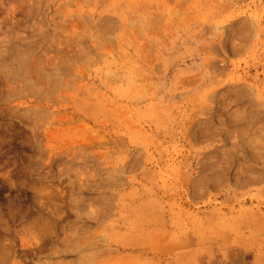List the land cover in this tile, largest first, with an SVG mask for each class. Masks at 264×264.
I'll return each instance as SVG.
<instances>
[{"label":"rangeland","instance_id":"1","mask_svg":"<svg viewBox=\"0 0 264 264\" xmlns=\"http://www.w3.org/2000/svg\"><path fill=\"white\" fill-rule=\"evenodd\" d=\"M0 264H264V0H0Z\"/></svg>","mask_w":264,"mask_h":264}]
</instances>
